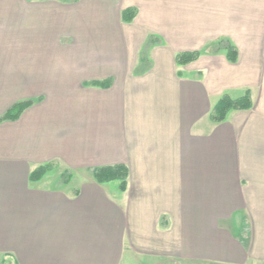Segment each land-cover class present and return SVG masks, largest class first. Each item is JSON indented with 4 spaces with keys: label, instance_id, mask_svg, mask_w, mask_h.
I'll return each mask as SVG.
<instances>
[{
    "label": "crops",
    "instance_id": "obj_1",
    "mask_svg": "<svg viewBox=\"0 0 264 264\" xmlns=\"http://www.w3.org/2000/svg\"><path fill=\"white\" fill-rule=\"evenodd\" d=\"M25 100L0 122L1 263L264 264V0H0V116ZM115 165L124 189L94 179Z\"/></svg>",
    "mask_w": 264,
    "mask_h": 264
},
{
    "label": "trees",
    "instance_id": "obj_2",
    "mask_svg": "<svg viewBox=\"0 0 264 264\" xmlns=\"http://www.w3.org/2000/svg\"><path fill=\"white\" fill-rule=\"evenodd\" d=\"M136 16V10L134 8H126L121 12V20L125 23H130ZM160 39L154 35L147 37L143 48L141 49L139 55V63L136 66L134 73L141 74L145 72L151 65L147 58V50L155 45L159 44ZM224 49L226 58L229 62H235L237 59V49L235 46L227 41H220L213 45L212 52H217L218 50ZM199 57L198 51L192 52H181L175 55V62L178 65H185ZM110 80L91 82L89 85L93 86H103L107 87ZM32 104L31 100L19 101L12 105L2 116H0V122L2 121H13L17 120L21 113ZM252 107L250 91L247 90L237 98H231L227 95H223L219 98L215 106L210 112V119L214 123H220L225 120L227 114L233 110H248ZM52 168V165L45 164L37 167L30 173L31 181L39 180L48 170ZM70 176L69 172L63 173L61 176V181L64 183L68 180ZM127 168L124 165H115L101 167L94 171V179L98 183H106L111 181H118L120 188L124 189L127 183ZM6 264V262H4Z\"/></svg>",
    "mask_w": 264,
    "mask_h": 264
},
{
    "label": "rangeland",
    "instance_id": "obj_3",
    "mask_svg": "<svg viewBox=\"0 0 264 264\" xmlns=\"http://www.w3.org/2000/svg\"><path fill=\"white\" fill-rule=\"evenodd\" d=\"M49 171V170H48ZM47 171V172H48ZM48 178L49 179H58L59 178V176L56 174V172L55 171H53L52 173H50V175L48 176ZM57 183H59V184H57V185H61V184H64L61 180H60V178L58 179V181H57ZM111 183H113V184H117V182H111ZM0 261H1V259H0ZM4 262H6V264H12V260L11 259H8L7 261H4ZM4 262H0V264H4Z\"/></svg>",
    "mask_w": 264,
    "mask_h": 264
}]
</instances>
